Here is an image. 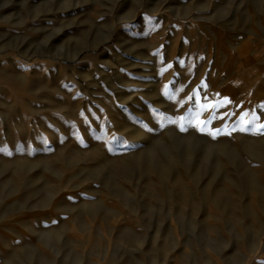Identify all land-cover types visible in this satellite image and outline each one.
Returning <instances> with one entry per match:
<instances>
[{
	"label": "rangeland",
	"instance_id": "1",
	"mask_svg": "<svg viewBox=\"0 0 264 264\" xmlns=\"http://www.w3.org/2000/svg\"><path fill=\"white\" fill-rule=\"evenodd\" d=\"M264 0H0V264H264Z\"/></svg>",
	"mask_w": 264,
	"mask_h": 264
},
{
	"label": "snow or ice",
	"instance_id": "2",
	"mask_svg": "<svg viewBox=\"0 0 264 264\" xmlns=\"http://www.w3.org/2000/svg\"><path fill=\"white\" fill-rule=\"evenodd\" d=\"M260 127H261V128H264V125H261Z\"/></svg>",
	"mask_w": 264,
	"mask_h": 264
}]
</instances>
